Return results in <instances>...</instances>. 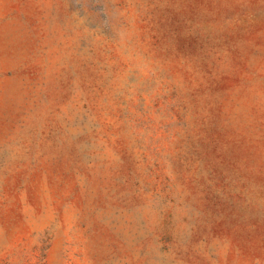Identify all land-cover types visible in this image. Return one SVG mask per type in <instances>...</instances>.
Segmentation results:
<instances>
[{"label": "rangeland", "instance_id": "rangeland-1", "mask_svg": "<svg viewBox=\"0 0 264 264\" xmlns=\"http://www.w3.org/2000/svg\"><path fill=\"white\" fill-rule=\"evenodd\" d=\"M0 264H264V0H0Z\"/></svg>", "mask_w": 264, "mask_h": 264}]
</instances>
